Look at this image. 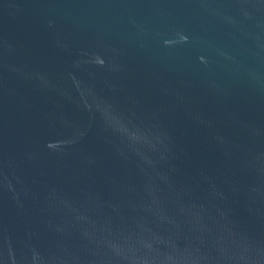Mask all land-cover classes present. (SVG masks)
Returning <instances> with one entry per match:
<instances>
[{
    "label": "water",
    "instance_id": "water-1",
    "mask_svg": "<svg viewBox=\"0 0 264 264\" xmlns=\"http://www.w3.org/2000/svg\"><path fill=\"white\" fill-rule=\"evenodd\" d=\"M0 264H264V0H0Z\"/></svg>",
    "mask_w": 264,
    "mask_h": 264
}]
</instances>
